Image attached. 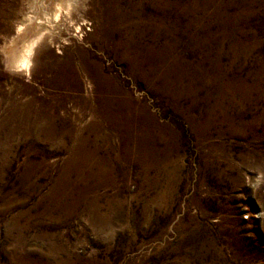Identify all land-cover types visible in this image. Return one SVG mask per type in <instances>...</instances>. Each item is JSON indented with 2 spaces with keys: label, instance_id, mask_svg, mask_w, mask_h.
<instances>
[{
  "label": "rangeland",
  "instance_id": "1",
  "mask_svg": "<svg viewBox=\"0 0 264 264\" xmlns=\"http://www.w3.org/2000/svg\"><path fill=\"white\" fill-rule=\"evenodd\" d=\"M72 3L28 74L0 52V264H264V0Z\"/></svg>",
  "mask_w": 264,
  "mask_h": 264
},
{
  "label": "bare ground",
  "instance_id": "2",
  "mask_svg": "<svg viewBox=\"0 0 264 264\" xmlns=\"http://www.w3.org/2000/svg\"><path fill=\"white\" fill-rule=\"evenodd\" d=\"M72 1L73 0H51L52 15L49 18L51 21L47 22V24L42 23L39 17L42 7L45 6V0H34L31 2L35 5L34 17L28 16L26 23L17 27L15 36L10 38L0 49L5 64L4 66H6L9 71L20 74H28L31 71L33 64L36 62L38 51L41 49V42L44 39L49 40L53 38L60 26V24L57 26L55 25L56 19L60 12L64 11L66 14L69 12L73 4ZM98 112L102 122L107 128L118 133L122 141H124V145L129 144L132 136L128 134V129L126 125H124V119L119 120L118 118H114L111 108L99 107ZM14 113L26 121L34 118L38 123H45L46 120L42 109H38L33 101L24 103L22 106L18 107ZM82 146L83 140L80 139L76 149L73 150L72 159H76L79 153H84L83 155L88 157V154L82 149ZM139 149V147L137 148L135 146L133 150Z\"/></svg>",
  "mask_w": 264,
  "mask_h": 264
}]
</instances>
